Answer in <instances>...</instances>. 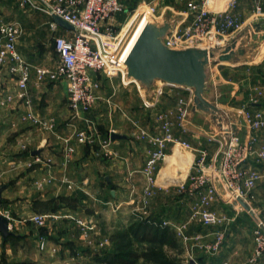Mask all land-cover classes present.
Returning a JSON list of instances; mask_svg holds the SVG:
<instances>
[{
    "label": "crops",
    "instance_id": "crops-1",
    "mask_svg": "<svg viewBox=\"0 0 264 264\" xmlns=\"http://www.w3.org/2000/svg\"><path fill=\"white\" fill-rule=\"evenodd\" d=\"M185 1H169L167 6L171 11L169 20L172 21V25L181 23L185 19ZM12 3L17 6L15 0H12ZM5 4V0H0V14L5 20L15 22L22 28L23 34L17 42L19 51L30 62L48 66L42 61V56L41 62H38L40 59H35L34 55L44 54L47 42L43 40L34 42L33 39H28V36L30 37L32 29L37 26L49 31V17L38 11L24 9H21V12L18 11L17 15L14 13L13 17L6 16ZM205 6L211 14L228 9L240 21L239 28L229 31L228 37L229 40L236 42V48L243 49L244 52L239 53L235 49L233 58L230 60L220 61L215 56L209 61L204 97L215 105L220 104L226 107L225 110H222L224 113L233 111L238 117H242V111L245 108L264 111V79L260 76L264 75V31L256 33L249 29V24H255L257 23L255 21L258 20L262 22L261 27L264 25V2L261 14L255 12L252 0H206ZM140 31L141 28L138 26L127 50L131 49L130 47L134 44ZM231 72L232 76H230ZM245 72L248 77L241 78L239 75ZM6 73H8L7 68L5 65H1L0 210H7V219L12 225V233L6 238L0 233V264H54L56 256L52 259L51 255L41 253L38 249L40 235L47 238L48 245H55L56 251H60L59 254L62 257L75 256L76 253H80L84 256L83 261L86 263L91 259L95 264H109L96 261L94 254L82 243L77 232L73 230V221L67 217L77 216L87 208L86 211L95 212L89 208L91 202L98 201V199L103 201V198H107L106 205L114 204L113 207L118 208L119 205L116 203L119 202V198L129 196L135 190L131 187L135 180L140 179L143 182L141 187H143L145 179L141 169L146 159L149 143L146 140L137 139L131 133L135 132L138 125L150 128V124L154 128L153 110L146 107L144 103V110L141 106L136 109L128 99L130 96L126 94H123L122 102L124 104L121 106L114 103V100L108 101V97L104 99L106 95H103V92L108 93L110 89L108 85L113 88L112 93L107 95L109 99L120 91V85L124 87L122 88L123 92L131 90L133 85L124 86L126 84H122L116 79L97 74L96 78L100 84L97 96L99 95L110 103V108L105 116L107 115L110 120L111 117L114 118V122L109 120L112 124L116 123L115 127L112 126L114 132L122 134L124 137L116 139L110 137L105 146H101L99 143L94 145L82 143L74 140V132L77 130L79 122L87 123L92 117L88 112L80 117L72 115L68 106L66 89L62 82L48 79L37 82L34 74H31L27 85L29 105L17 97L1 103L5 93L14 95L18 91L16 79ZM252 75H255V78ZM245 88L256 96V99L249 100L250 103H244L243 91ZM163 91V94L158 97L160 99L159 107L169 97L172 102L167 105H171L177 93L176 90L168 87ZM219 97L236 102L221 103ZM29 110L37 118V122L25 117V113ZM147 112H150L149 116L152 121L146 115ZM207 112L211 111L199 110L191 105L186 116L182 119H179L176 114L173 115V133L189 142L191 148L179 144H169L165 158L158 163L155 169L152 190L156 200V207L153 209L157 217L167 218L164 216L166 210L161 199L167 198L168 195L163 188L166 189L172 182L180 181L179 186H181L188 178L189 170L192 169L195 159L193 148L205 147L209 159H216L220 155L222 135H216L220 131L218 129L215 132L211 131L195 121L196 116ZM97 117L98 114L95 113L93 119H97ZM49 120L52 124L47 127L43 122L47 124ZM235 123L240 127L241 134L245 136L248 131L244 123ZM91 125L101 133V130L99 131L93 123ZM218 126L220 128L221 124ZM261 135L264 136V133ZM66 137H71L73 139L71 142L73 141L74 144V151L69 159L64 157V138ZM176 148L181 153L186 152L181 159L184 157L190 159L184 178H175L173 174L176 169L180 168V158H177L176 152H174ZM36 149L39 150V153L32 154L31 152ZM166 157L171 158L173 163L167 162ZM183 195H185V200L187 199L183 203V215L178 217L177 221L172 222L176 227L182 226L187 229L192 221L191 207L196 196L190 195L186 189H184ZM59 196L66 199L60 201ZM188 199H192V202H188ZM208 208L221 214L222 219L218 224L203 225L204 231H213V238H215V233H222L223 239L216 249H212L210 248L211 243L204 241L205 234H195L196 237L202 238L199 240L203 246L201 250L209 252L202 264H264V253L257 259H252L253 242L248 236V229L241 221L240 212L242 210L247 212V210L239 209L230 201L222 200L220 195H216L215 200L210 202ZM39 213L49 214L42 226H38L30 219L31 216ZM131 220L132 217L128 215L122 216L121 222L116 224L117 229L127 227ZM114 226L115 224H111V227ZM53 235H57V237L54 238ZM192 236L186 235L185 239ZM201 241L205 244H202Z\"/></svg>",
    "mask_w": 264,
    "mask_h": 264
},
{
    "label": "built area",
    "instance_id": "built-area-1",
    "mask_svg": "<svg viewBox=\"0 0 264 264\" xmlns=\"http://www.w3.org/2000/svg\"><path fill=\"white\" fill-rule=\"evenodd\" d=\"M20 9L38 11L49 17L48 28L52 32V44L57 60L52 66H44L32 63L18 49L17 42L22 33V28L15 22L4 19L0 14V66L5 65L9 74L17 82L16 94L5 93L1 103L10 101L13 97L23 100L29 105L27 97V85L31 74L37 82L44 79L60 81L64 84L67 101L73 116L80 117L87 113L95 104L97 90L100 84L96 78L97 74H104L108 78L120 75L122 80L128 77L125 67V49L137 26L133 25L131 18L127 19L129 13L125 0H15ZM256 13L262 12L263 0H252ZM206 0H186L185 19L180 23L172 25L163 37L165 45L171 48L201 47L213 52V57L227 46L228 28L236 30L239 24L237 19L227 10L211 14L206 6ZM140 6V5H139ZM150 12L154 7L149 6ZM137 10V8H136ZM151 12V13H152ZM148 12L141 13L142 19H148ZM120 14L126 15L121 17ZM53 15L72 26L64 27L58 24ZM133 26L129 35V26ZM139 82L137 80H134ZM157 87L150 88L151 100L144 99V105L153 110L155 117L154 129L138 125L131 135L137 139L146 140L149 143L146 159L141 169L145 183L153 184L154 172L158 163L165 158L169 144H179L191 148L189 142L179 138L173 133V115L179 119L186 116L189 106L193 104V91L191 88L162 82ZM140 83V82H139ZM147 86H144L146 88ZM176 90L175 100L171 105L159 107L163 89ZM26 118L37 122V118L31 110L25 113ZM242 120L248 133L243 136L240 127L233 121L222 125V148L216 159L208 158L205 147L193 148L196 152L192 163L193 172L188 174L186 190L190 195H195L196 200L191 209V219L196 218L201 225L218 224L221 214L209 209L210 202L220 195L222 200H227L244 208L238 198L242 199L252 211L251 201L254 197L256 187L264 182V111L260 109L242 111ZM50 127L52 122L46 124ZM114 129L108 131V138L100 141L98 131L95 129L80 127L74 132V140L86 144H100L105 146L110 140V134ZM71 137L64 138V157L69 159L74 151ZM146 183V185H147ZM143 190V196L149 195L152 188ZM247 210V209H246ZM247 210V212H249ZM0 214L8 218L7 210H0ZM251 229L253 242L252 259H257L264 253V217L254 216ZM49 214H34L30 219L42 226ZM76 228L87 236L89 229L93 227L77 216H71ZM168 219L163 218L160 224L167 225ZM8 229H12L8 221ZM182 234V226L176 227ZM223 239L222 233H215L210 248L216 249ZM109 244L108 239L98 242H89L88 248L92 254L98 253ZM38 248L47 250V238L39 236ZM53 251L55 249L52 247ZM84 256L76 253L75 256L63 257L56 260L55 264H87Z\"/></svg>",
    "mask_w": 264,
    "mask_h": 264
},
{
    "label": "rangeland",
    "instance_id": "rangeland-1",
    "mask_svg": "<svg viewBox=\"0 0 264 264\" xmlns=\"http://www.w3.org/2000/svg\"><path fill=\"white\" fill-rule=\"evenodd\" d=\"M5 1H6V4L4 5V9H5V13L7 14L6 16L11 15L10 17H13L14 13L16 14L18 11L21 12V9H19L17 6H15L12 3V0H5ZM169 1L170 0H134V1H131V3L127 2L128 10H129V13L127 15V19L131 18V20H132L131 22L133 23V25L138 24L139 21H141L140 20L141 13H143V12L151 13L152 11L150 12L149 6H152V7H154V11L151 14H149L148 22H154L156 24H162L164 21H169V19H170L171 11L167 6L170 3ZM136 8H137V10H136ZM22 12H24V11H22ZM121 17L122 18L126 17V15L120 14V18ZM255 22H257V23L249 24V29L252 32H256V33L260 32L261 30L264 31V25L261 27L262 22L259 20L255 21ZM25 23H27V22H25ZM28 23H31V22H28ZM236 23H238L240 26L239 20H237ZM132 28H133L132 25L129 26L130 30H129V33L127 35L130 34ZM136 28H137V26H136ZM34 29H35V31H34ZM34 29H32L30 37L28 36V39L31 38V39H33L34 42L36 40H40V41L43 40L44 42H47V48H45L44 54H42V55L39 53L34 54L36 57L35 59H40V61H38V62H41V56H42V61L46 65H48V66L54 65L56 60H57V56H56V53H55V51L53 49V45H52V38H53L52 32L43 30V29H41L40 26H37ZM227 30L231 31L232 28H228ZM22 34L23 33H21L20 36H22ZM231 42L232 41L229 40L227 45H229ZM6 74L8 76L12 77L11 74H8V73H6ZM101 75L105 76L102 73H101ZM232 75H233V73L231 72L230 76H232ZM246 75L247 74L245 72L239 76L241 78H246V77H248V75L247 76ZM253 76L255 78V75H252V77ZM260 76L263 77L262 79H264V75L263 76L260 75ZM110 79H114V80L116 79L117 81L121 82L122 84H126L124 86L133 85V88L131 90H129L128 92H123L122 88H124V87H123V85H120L119 86L120 91L118 93L112 95L109 99V96H107V95H109V93H112L111 91H113V88L110 85H108L110 89H109L108 93L103 92V95H106V97L104 99H106L108 97V101L112 102L114 100L115 101L114 103H118L121 106L124 104V102H122L123 101V94H126V95L130 96V97H128V99L131 102L132 106H134L136 109L137 108L139 109V106H141V108L143 110H144V107H143L144 106L143 105L144 98L146 100L147 99L151 100V94L152 93H151L150 88L149 87L144 88L145 85H143L142 83L134 81L135 79L130 78L128 80L127 78H124L122 80L120 75H117V76L110 78ZM161 84L162 83L159 80H154L150 87L151 88L157 87V86H160ZM246 88L243 91L244 103H250L249 100L250 99H256V96H254L253 93H251V91L246 89ZM247 97L249 98L248 100L246 99ZM108 101L103 100V98L99 97V95H98L95 104L88 111V113L91 114L92 119H89V122H87V123L85 121H84V123H82L83 121L79 122V124L77 125V128H79V127L88 128L89 127L90 129L95 130L92 127L93 125H91V123H93L94 126L97 127V129L99 131L101 130V133L98 132L99 136L101 137L100 138L101 142L104 141L106 138H108V131L110 129H113L112 126L115 127V124H116V123L112 124L111 122H109V120H110L109 117L107 115L105 116V114L108 112V109L110 108L109 107L110 103ZM219 101L221 103L226 102V101H229L227 103L236 102L234 100H229V99L226 100L223 97H219ZM170 102H172L170 97L166 98V100H164V103H162V106H160V107H164L167 104H169ZM102 104L104 107L102 106ZM216 106L219 109V111H215L213 113H211V112L201 113L202 115L195 117V121L198 124H201L204 127H206L207 129H210L211 131H214V132L217 129L221 132L220 128H222V125L223 124L225 125L230 120H232L233 122H237V123L239 122L240 124L243 122L242 117L241 116L238 117L236 115V113L234 114L233 111H227L226 113H224L222 110H225L226 107H223L220 104L219 105L216 104ZM220 107H222V109H220ZM230 110H234V109H230ZM95 113L98 114L97 119H95V118L93 119V116L95 115ZM149 113L150 112H147L146 115L149 116ZM149 118L151 119L150 116H149ZM149 118H147V119L149 120ZM110 121L114 122V118L111 117ZM151 121H152V119H151ZM151 124H153V123H151ZM220 124H221V126L219 128L218 125H220ZM149 126H150V128L154 129L153 126H151L150 124H149ZM220 132H218V134H216V135L221 136L222 133H220ZM174 152H176L175 153L176 157L180 158V160H179L180 168H178V170L176 169L175 173H173V174L175 175V178H184V175L187 172V171L185 172V170H186V167L189 165L190 159L186 158V157L181 159V157H183L186 154V152L181 153V151L178 148H176L174 150ZM195 154H196V152H195ZM166 158H167V162L170 161V163H173V160H170L171 158H168V157H166ZM191 172H193V170L190 168L189 173H191ZM173 180L177 181L176 179H173ZM180 182H172L171 184L168 185V187H166V189L163 188V190L168 195L167 198L161 199L162 204L165 206V210H166V215H164V216L167 217L166 219H168L167 221H169L167 225L160 224L161 220L163 218H160L159 216L157 217V214H155V212H154L153 208L156 207V200H155V197L153 196L154 192L151 191V193L149 195L143 196V190L148 189L147 187H149L151 189L152 185L151 184L149 185L146 182L147 185H146V183H144L143 187H141L143 182L140 179H138V180H135L131 186L135 190H133L129 196L126 195L125 197L119 198V202L116 203L119 205V207L117 206L118 208H116V206L113 207L114 204L113 205H106L105 200L107 198H103V201L98 199V201H92L91 202V205L89 208L92 211L95 210V212L93 211L92 213H90L89 211H86V210H88V208H87L86 210H84V212L77 214V217L84 219L88 225H90V224H91V226L93 225V227H91V229H89L87 236L83 235L81 233V229L79 227L76 228L75 224H74L75 227L73 226V230L77 232L78 238L82 241V243L86 247L89 246V242L94 243V242H98L99 240L108 239L109 244L106 245V248H108L109 246H111V238L115 236L117 242L122 244V246L127 250H136L137 252H144L147 250L156 251L157 252L156 254H158V257L156 259L157 261L154 262L155 264H190L191 260H193L194 264H202L203 259L206 258L207 254L209 252H205V251L201 250L203 248V246L199 243V240H202V238L196 237L195 234L196 233L205 234L204 241L208 242V243H213L214 232L213 231H210V232L204 231L205 230L204 226L201 225L200 222L196 218L192 219V221L189 224V227L187 229H184L182 227V229H181L182 234H181V232L177 231L176 226L174 225V223L172 221H177V218L183 215V212H182V210L184 208L183 203L185 201H187V199L185 200V195H183V191L187 187L188 178L184 181V184L181 186H179ZM257 187H259V188H257ZM257 187H256L257 190L256 189L254 190V197L251 201V208H252L253 212H250L249 210H248L249 212H245L244 210L240 211L241 212V221L245 225L246 229H248L247 233H248V236L251 237V239H252L251 229L253 226V217L251 214L254 213L253 214L254 216L256 215V216H263L264 217V182L260 183ZM189 201L192 202V199H188V202ZM126 202H130V203H126ZM164 206H162V207H164ZM124 215H128V216L132 217L131 222H137V220H145L146 222H148L149 224H152V225H159L161 227H167L168 229H170L174 232V236H175L176 241H177L176 246L175 247H168L166 244H160L159 242L148 241V240H137L133 236H131V235L129 236V234L126 236V235L118 232L116 224H119V222H121L122 216H124ZM67 218L70 219L71 217H67ZM70 220L73 221L72 218ZM73 223H74V221H73ZM111 224H115V226L111 227ZM121 229H123V228H121ZM115 232H118V233H115ZM186 235H190V236L193 235V236L188 237L189 239H185ZM53 236H54V238L57 237V235L56 236L53 235ZM201 243L205 244L202 241H201ZM52 247L55 249V251H53ZM56 249H57V247L55 245H48L47 250H40L39 249V251L41 253L51 255L50 257L52 259L55 256H56V260L62 259L63 257L59 254L60 251L58 252V251H56ZM142 262H144V260L142 261V259H139L134 264H141ZM87 264H95V262L92 261L91 259H89Z\"/></svg>",
    "mask_w": 264,
    "mask_h": 264
},
{
    "label": "water",
    "instance_id": "water-1",
    "mask_svg": "<svg viewBox=\"0 0 264 264\" xmlns=\"http://www.w3.org/2000/svg\"><path fill=\"white\" fill-rule=\"evenodd\" d=\"M60 25L72 28L70 24L57 15L52 16ZM171 24L164 21L162 24L147 22L135 40L125 58L126 74L143 85L149 87L154 80H161L170 84L191 88L193 91L194 106L203 111H218L215 104L204 97L205 81L209 58L213 52L201 47L171 48L164 44L163 37ZM235 49L243 53V49L236 48L233 40L227 45L217 59L227 61L233 58ZM111 139L123 138L124 135L112 132ZM32 154L39 153L33 150ZM1 190V189H0ZM238 202L247 210L248 205L240 198ZM0 233L4 238L12 232L8 229V219L0 214ZM190 264H194L193 260Z\"/></svg>",
    "mask_w": 264,
    "mask_h": 264
},
{
    "label": "trees",
    "instance_id": "trees-1",
    "mask_svg": "<svg viewBox=\"0 0 264 264\" xmlns=\"http://www.w3.org/2000/svg\"><path fill=\"white\" fill-rule=\"evenodd\" d=\"M126 3L134 0H125ZM128 6V4H127ZM60 201L65 200L63 196H59ZM53 208V207H52ZM118 232L133 236L137 240H148L159 242L160 244H166L168 247L176 246V238L174 232L167 227H161L159 225H152L145 220H137V222H131L127 227L118 229ZM115 232V233H118ZM156 251L147 250L144 252H137L136 250H127L122 244L117 242L115 236L111 238V246L95 253V259L99 262L109 264H134L137 260L142 259L144 262L141 264H155L158 254Z\"/></svg>",
    "mask_w": 264,
    "mask_h": 264
},
{
    "label": "bare ground",
    "instance_id": "bare-ground-1",
    "mask_svg": "<svg viewBox=\"0 0 264 264\" xmlns=\"http://www.w3.org/2000/svg\"><path fill=\"white\" fill-rule=\"evenodd\" d=\"M148 22V19H142L141 21H139V23L137 24V27L139 26L140 28H141V30H142V28L144 27V25L146 24ZM135 31V30H134ZM141 32V31H140ZM134 33V32H133ZM140 34V33H139ZM133 35V34H132ZM131 38H132V36H131ZM131 38H130V40H131ZM137 39V38H136ZM130 42V41H129ZM128 45H129V43H128ZM128 45H127V47H126V49H125V56L128 54V52H129V50L130 49H128L127 50V48H128ZM133 46V45H132Z\"/></svg>",
    "mask_w": 264,
    "mask_h": 264
}]
</instances>
